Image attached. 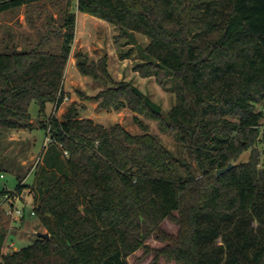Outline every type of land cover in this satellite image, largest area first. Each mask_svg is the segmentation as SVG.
Masks as SVG:
<instances>
[{
    "label": "trees",
    "instance_id": "trees-1",
    "mask_svg": "<svg viewBox=\"0 0 264 264\" xmlns=\"http://www.w3.org/2000/svg\"><path fill=\"white\" fill-rule=\"evenodd\" d=\"M35 1L0 0V11ZM69 3L30 47L5 41L0 49V126L25 127L35 101L49 136L35 179L17 174L14 189H0L1 204L29 187L48 236L36 231L31 242L2 252L0 224V264H130L127 256L151 234L164 241L156 255L175 264H264V0L76 1L114 24L117 37L148 36L133 67L175 93L163 113L131 80L112 77L106 55L90 60L77 50L78 69L103 83L91 96L97 107L127 106L156 120L181 154L138 116L141 132L82 116L75 102L53 114L65 97L75 37ZM51 37L55 47L45 48ZM47 102L53 109L45 116ZM165 218L177 222L175 233L161 226Z\"/></svg>",
    "mask_w": 264,
    "mask_h": 264
},
{
    "label": "rangeland",
    "instance_id": "rangeland-1",
    "mask_svg": "<svg viewBox=\"0 0 264 264\" xmlns=\"http://www.w3.org/2000/svg\"><path fill=\"white\" fill-rule=\"evenodd\" d=\"M67 0H37L29 5L0 11V49L5 41H13L19 48H28L34 44L45 30L55 27L61 21V12L66 6ZM77 0H70L69 10L76 13L75 37L65 66L63 88L65 97L58 107L55 115L61 117L67 106L75 102L82 116H89L104 125L119 122L131 132H141L142 127L135 121V116L141 118L149 131L157 133L163 144L175 154H181L175 139L167 132L159 130L157 121L148 118L142 113H137L129 107L120 109L98 108V99L91 98L103 87V83L93 79L90 75L83 74L75 64V52L81 50L88 58L97 60L106 55L107 69L115 80H131L142 91L156 101L163 113L171 107L175 101V93L171 88L160 84L153 76H142L134 69L135 62L140 60L139 46H144L149 37L135 32L132 36H118L119 29L111 22L80 11L76 8ZM42 5H39L41 4ZM49 21V23H48ZM46 47H55L56 39L51 37ZM132 47L130 55L121 57L120 51ZM53 109V103L47 102L45 116ZM30 123L25 127L7 128L0 126V189L3 187L12 190L18 183L17 174L24 177L26 183H31L36 168L40 169V157L46 152L49 136L38 123L39 108L35 101L28 106ZM264 125V117L262 118ZM263 148V144H259ZM250 148L245 149L237 160H245L249 156ZM188 157L187 153H183ZM42 158V157H41ZM25 193V200H17L15 206L23 208V217H16L8 213L13 206L10 200L13 195L4 196L0 204V224L4 227L6 238L2 245V252L18 248L31 242L38 230L45 231L38 222L37 216L31 213L30 196ZM18 195V194H17ZM22 197V196H20ZM10 199V200H9ZM14 225L8 238L10 226ZM161 226L168 232L175 233L178 229L176 221L165 218ZM13 241V246L9 243ZM164 244V241L154 234L149 235L144 244L127 256L130 264H175L173 260L166 259L163 255H156V249Z\"/></svg>",
    "mask_w": 264,
    "mask_h": 264
},
{
    "label": "crops",
    "instance_id": "crops-1",
    "mask_svg": "<svg viewBox=\"0 0 264 264\" xmlns=\"http://www.w3.org/2000/svg\"><path fill=\"white\" fill-rule=\"evenodd\" d=\"M0 175L2 176L3 173H0ZM34 179H35V173H34V177H33L32 181H33ZM23 182H26V181L23 179ZM29 189H30L29 187H25V188L22 189V191H21L20 193H18V195H13L14 199H13V200H10V199H9V200H10V204L15 205V202H16L17 200L24 201V200H25V193H26V191H24V190H27V193H28L29 196H30L31 207H32L33 196H32V193L30 192ZM20 196H22V197H20ZM13 227H15V226H14V225H11V226H10V230H9L8 238H10V237H9L10 234H11L10 232L12 231ZM12 242H13V241H12ZM13 248H16V247L13 246Z\"/></svg>",
    "mask_w": 264,
    "mask_h": 264
},
{
    "label": "built area",
    "instance_id": "built-area-1",
    "mask_svg": "<svg viewBox=\"0 0 264 264\" xmlns=\"http://www.w3.org/2000/svg\"><path fill=\"white\" fill-rule=\"evenodd\" d=\"M56 111L57 110H53V114H55ZM65 153H66V151H65ZM31 208H32L31 213L33 214L34 213L33 205H32ZM8 213H10L11 215H16V217H19V216L23 217V215H24L23 208H19V207L15 206V205L11 206L8 209ZM12 244H13V242H10L9 246H13Z\"/></svg>",
    "mask_w": 264,
    "mask_h": 264
},
{
    "label": "water",
    "instance_id": "water-1",
    "mask_svg": "<svg viewBox=\"0 0 264 264\" xmlns=\"http://www.w3.org/2000/svg\"><path fill=\"white\" fill-rule=\"evenodd\" d=\"M232 164H233L232 162H229L226 166L221 167V168H217L216 169V174H220L221 172L226 171L227 169H229L232 166ZM37 234L45 236V237L48 236V232L47 231L38 230Z\"/></svg>",
    "mask_w": 264,
    "mask_h": 264
}]
</instances>
